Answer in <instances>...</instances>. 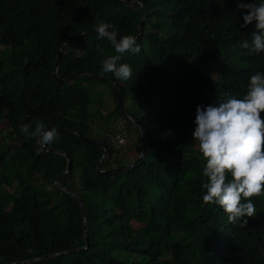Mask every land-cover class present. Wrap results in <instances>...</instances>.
<instances>
[{
  "label": "trees",
  "instance_id": "obj_1",
  "mask_svg": "<svg viewBox=\"0 0 264 264\" xmlns=\"http://www.w3.org/2000/svg\"><path fill=\"white\" fill-rule=\"evenodd\" d=\"M142 3L136 35L138 1L0 0V124L7 122L0 130V264H264V194L250 198L254 216L235 222L202 202L205 160L191 135L196 105L241 97L249 76L264 72V52L240 47L253 25L242 26L237 0ZM100 22L118 37L135 36L140 52L120 61L132 77L103 73L101 61L119 54L106 39L82 35L61 48L54 79L62 41ZM79 72L113 80L123 112L107 79L61 81ZM109 101L113 109L103 114ZM118 117L135 135L127 149L113 144L119 129L110 123ZM38 121L56 128L59 139L42 145L20 133L19 125L34 129ZM137 122L144 156L105 172L140 154ZM88 139L108 148L99 169L104 148ZM66 156L69 169L56 182ZM58 185L84 205L87 244L79 202Z\"/></svg>",
  "mask_w": 264,
  "mask_h": 264
},
{
  "label": "clouds",
  "instance_id": "obj_2",
  "mask_svg": "<svg viewBox=\"0 0 264 264\" xmlns=\"http://www.w3.org/2000/svg\"><path fill=\"white\" fill-rule=\"evenodd\" d=\"M241 10L242 26L253 25L250 38L240 47L249 54L264 52V0H237ZM97 39H106L119 55H111L101 61L103 73H111L121 81L129 80L132 68L120 62L125 52L139 53L140 45L134 35L117 36L113 25L100 22L95 25ZM264 72L249 76L243 96L226 95L218 103L196 105L192 139L205 160L201 184L204 190L202 202L219 205L229 222L252 217L257 209L251 197L264 194ZM125 116V115H124ZM26 137H36L42 145L58 140L56 128H48L43 121L18 126ZM31 129V130H30ZM125 143L121 133H116ZM57 182V181H56ZM246 223V220L243 221Z\"/></svg>",
  "mask_w": 264,
  "mask_h": 264
},
{
  "label": "water",
  "instance_id": "obj_3",
  "mask_svg": "<svg viewBox=\"0 0 264 264\" xmlns=\"http://www.w3.org/2000/svg\"><path fill=\"white\" fill-rule=\"evenodd\" d=\"M113 1H117V2H125V3H129V2H132V1H138L141 3V18H140V22H139V26H138V32L136 35H138L140 32H141V25H142V22H143V17H144V5L142 3V0H113ZM82 35H96L95 31H86V32H83L81 34H76V35H71L69 36L68 38H66L65 40L62 41V43L59 45V47L57 48V56H56V59H55V63H54V70H53V76H54V79L56 80H60L57 76V72H58V65H59V53L61 51V48L63 47V45H65L67 42L73 40L74 38L78 37V36H82ZM82 74H90V75H93L95 77H98L100 79H107L109 82L112 83L113 85V88L117 94V98H118V106L120 107V110L121 112H123V109L121 108V101H120V96H119V93L117 91V88H116V85L114 83L113 80H111L110 78H106V77H103L99 74H96V73H87V72H79V73H76V74H73L67 78H64V79H61L62 82H68L70 80H72L74 77L78 76V75H82ZM124 114V113H123ZM137 125H138V129H139V132H140V136H141V152L139 154V156L134 160L132 161L130 164L128 165H125V166H121L119 168H113V169H109V170H106L105 172H113V171H121V170H124V169H127L129 167H131L134 163H136L138 160H140L143 156H144V153H145V147H146V142H145V135H144V132H143V128H142V125L140 122H137ZM85 139V138H84ZM87 139V138H86ZM38 140V139H37ZM89 141L93 142V143H98L100 146H102L104 148V154L102 155L101 159L99 160L98 164H97V169H99V166L102 162V158L104 155H107L108 153V148L106 147V145L102 142H98V141H95V140H90L88 139ZM39 141V140H38ZM61 154H63L62 152H60ZM67 158V166H66V169L64 170L63 173L59 174L57 177H56V181H58L60 179V177L67 173L68 169H69V165H70V161L68 159V156H66ZM60 189L70 193L75 199L78 200L79 202V205H80V208H81V211H82V215H83V226H84V237H85V241H86V244H87V232H86V224H85V212H84V205L82 203V201L78 198V196L72 192L70 189H66L65 187L63 186H60L58 185ZM61 253H57V254H54L55 255H59ZM53 255V254H52ZM49 256H44V257H41V258H36V259H33V260H40V259H47ZM13 264V263H12Z\"/></svg>",
  "mask_w": 264,
  "mask_h": 264
},
{
  "label": "rangeland",
  "instance_id": "obj_4",
  "mask_svg": "<svg viewBox=\"0 0 264 264\" xmlns=\"http://www.w3.org/2000/svg\"><path fill=\"white\" fill-rule=\"evenodd\" d=\"M102 90L104 92H107V88L105 85H102ZM110 103H107L105 105V107H102V113L105 114L107 112H110L112 109H113V102L109 101ZM130 105L126 103V107H129ZM132 109L134 111H138V107L136 105H134L132 107ZM7 126V122H3L0 124V130L4 129L5 127ZM110 126L112 129H116L118 130L119 129V132L118 133H121V135L124 137V140H125V143L121 146L122 149H127L129 148L130 146H133L134 145V142H135V135L132 134L131 136L128 135L127 133V130H131L133 132V128L132 127H126L125 125V120L118 117L115 121L112 120L111 123H110ZM128 128V129H126ZM135 151L131 152V153H126V156L128 159H132L136 153H137V147L134 148ZM139 156V154H138ZM107 158V155H104L103 158H102V161Z\"/></svg>",
  "mask_w": 264,
  "mask_h": 264
},
{
  "label": "built area",
  "instance_id": "obj_5",
  "mask_svg": "<svg viewBox=\"0 0 264 264\" xmlns=\"http://www.w3.org/2000/svg\"><path fill=\"white\" fill-rule=\"evenodd\" d=\"M114 140L117 141L118 143H122L123 142V139L119 135H116Z\"/></svg>",
  "mask_w": 264,
  "mask_h": 264
},
{
  "label": "bare ground",
  "instance_id": "obj_6",
  "mask_svg": "<svg viewBox=\"0 0 264 264\" xmlns=\"http://www.w3.org/2000/svg\"><path fill=\"white\" fill-rule=\"evenodd\" d=\"M172 40V39H171ZM242 61V60H241ZM164 132V131H163ZM105 133V132H104ZM185 146V145H184ZM146 198V197H145ZM142 208H143V206H142ZM136 211V210H135ZM132 212V211H131ZM164 214V213H163ZM166 217V216H165ZM168 217V216H167ZM167 219V218H166ZM109 228V227H108ZM141 235V234H140Z\"/></svg>",
  "mask_w": 264,
  "mask_h": 264
}]
</instances>
